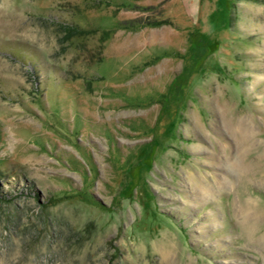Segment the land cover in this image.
Wrapping results in <instances>:
<instances>
[{"label":"rangeland","instance_id":"obj_1","mask_svg":"<svg viewBox=\"0 0 264 264\" xmlns=\"http://www.w3.org/2000/svg\"><path fill=\"white\" fill-rule=\"evenodd\" d=\"M0 264H264V0H0Z\"/></svg>","mask_w":264,"mask_h":264},{"label":"bare ground","instance_id":"obj_2","mask_svg":"<svg viewBox=\"0 0 264 264\" xmlns=\"http://www.w3.org/2000/svg\"><path fill=\"white\" fill-rule=\"evenodd\" d=\"M244 133H246V132H244ZM244 137L246 138V137H247V134H244V135H243V138H244Z\"/></svg>","mask_w":264,"mask_h":264}]
</instances>
